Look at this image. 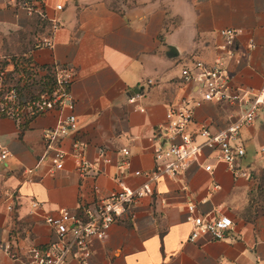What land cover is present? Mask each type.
Returning <instances> with one entry per match:
<instances>
[{"label":"crops","instance_id":"obj_1","mask_svg":"<svg viewBox=\"0 0 264 264\" xmlns=\"http://www.w3.org/2000/svg\"><path fill=\"white\" fill-rule=\"evenodd\" d=\"M41 1L48 18L57 19L55 28L0 0V65L10 61L15 76L19 61L33 63L47 79L54 64L72 68L74 106L34 118L0 115V151L8 153L0 162V245L10 243L18 256L0 247V264H26L27 248L55 238L46 216L63 208L78 212L79 204L145 181L134 172L154 168L153 146L167 108L201 97L200 86L184 82L181 70L196 60H215L223 43L220 30H239L234 44L239 59L225 61L232 82L264 90V0ZM245 107L202 101L192 108L189 130L206 124L217 132ZM70 113L77 126L60 139L68 155L55 169L45 155L43 130ZM76 141L94 163L88 175L78 174L71 156ZM237 142L245 149L238 162L245 175H235L215 149H204L202 161L211 164L210 171L189 163L177 176L153 182L152 195L139 198L102 240H89L84 264H264V108L241 128ZM122 148L129 149L127 158ZM101 149L108 161L99 158ZM190 203L195 215L229 216L230 232L220 240L189 241ZM64 264L81 263L69 256Z\"/></svg>","mask_w":264,"mask_h":264},{"label":"built area","instance_id":"obj_2","mask_svg":"<svg viewBox=\"0 0 264 264\" xmlns=\"http://www.w3.org/2000/svg\"><path fill=\"white\" fill-rule=\"evenodd\" d=\"M16 8H20L30 16H37L42 20H49L52 27L57 26V19L48 18L41 0H5ZM56 5V10L61 9ZM223 43L219 46L220 54L212 63L196 60L191 67L181 70L184 82H194L200 86L201 97H187L178 104L170 105L165 113V123L157 129L158 136L153 146L155 166L152 170L135 171V175H143L145 181L137 188L122 187L107 196H97L92 202L79 204L78 212L63 208L57 215L45 217V222L54 230L55 238L44 247L30 246L25 253L26 264H64L69 256H74L81 264L89 258L91 252L88 242L91 238L102 240L112 223L124 220L129 209L135 202L143 197L153 194L152 183L162 176H177L189 163L203 166L210 171L211 164H203L204 149H215L218 158L226 163L235 175H245L238 169V162L244 157L245 149L237 142L243 126L252 124L259 112L264 108V90L252 92L239 84L232 82L233 76L227 70L225 61L228 57L238 61L235 55V38L239 33L236 29H222L219 31ZM46 45L50 40L44 41ZM249 48L255 46L252 39L248 42ZM26 76L21 88L13 85L3 86L6 72L0 66V113L12 116H35L53 108L73 109L74 98L70 93V84L74 78V70L68 66L54 64L50 83L46 76L41 74V69L33 63L25 64ZM19 73V72H17ZM20 77V73L16 74ZM14 76V75H13ZM15 77V76H14ZM153 83L152 80L147 81ZM5 87V88H4ZM223 100L246 107L239 112L237 118L225 128L211 132L206 124H201L198 131H190L193 106H199L202 101ZM77 126L74 113L60 118L54 127L43 130L45 155L50 154L53 168L61 169L67 152L59 146L60 139ZM200 138V141L197 140ZM121 153L127 158L128 148H122ZM264 156V143L260 147ZM8 153L5 149L0 151V162ZM76 170L80 176L88 175L94 168V163L86 159L83 154V144L74 142L71 154ZM99 158L108 161L105 151H99ZM123 164H127L126 159ZM214 187H217L216 185ZM97 190V188H96ZM16 197V193L13 194ZM32 208L37 206L32 202ZM12 205L8 206L11 209ZM190 212L191 231L188 240L196 241L200 237L208 236L209 239H223L232 229L233 221L227 215L210 217L208 215L193 214L195 205L188 204ZM0 247L11 258H17V253L12 251L10 243L4 242Z\"/></svg>","mask_w":264,"mask_h":264},{"label":"rangeland","instance_id":"obj_3","mask_svg":"<svg viewBox=\"0 0 264 264\" xmlns=\"http://www.w3.org/2000/svg\"><path fill=\"white\" fill-rule=\"evenodd\" d=\"M10 61H8L7 59H4V62L0 65L3 67L4 71L6 72V76L3 80V86H7V85H17V87L21 88V85L24 84V79L26 76V72L24 71V67H25V63L23 61H19L18 62V68L16 69V74L20 73V77H17V75H15V77L12 75V72L9 69V65ZM19 72V73H17ZM4 87V88H5Z\"/></svg>","mask_w":264,"mask_h":264},{"label":"trees","instance_id":"obj_4","mask_svg":"<svg viewBox=\"0 0 264 264\" xmlns=\"http://www.w3.org/2000/svg\"><path fill=\"white\" fill-rule=\"evenodd\" d=\"M47 83L49 84L50 83V79H47ZM0 115H6V113H0Z\"/></svg>","mask_w":264,"mask_h":264}]
</instances>
